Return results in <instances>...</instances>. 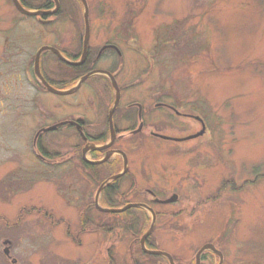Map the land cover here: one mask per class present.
Segmentation results:
<instances>
[{
	"label": "rangeland",
	"instance_id": "rangeland-1",
	"mask_svg": "<svg viewBox=\"0 0 264 264\" xmlns=\"http://www.w3.org/2000/svg\"><path fill=\"white\" fill-rule=\"evenodd\" d=\"M24 1L36 6L46 0ZM62 1V14L54 19V25L46 26L18 12L12 0H0V264H99L107 259V249L113 244L117 249L112 255L117 262L128 264L136 248L130 249L131 239L122 229L80 233L81 248L67 238L66 224L75 233L78 223L67 215L57 216L74 209L61 207V203L71 197L92 201L97 188L87 184L82 189L72 184L73 189H68L73 181L58 178L63 176V169L46 172L34 157L36 130L65 119L70 112H81L75 104L86 94L84 87L69 96H56L32 86V82L36 84L34 57L40 48L62 49L79 44L78 38L70 37L73 31L69 22L81 21L82 13H77L81 3ZM85 1L91 7L99 0ZM99 3L109 12L115 9L118 17H122L124 7H146L144 13L137 14V22H146L144 29L149 32V39L137 45L146 58L136 59L132 66L136 85L131 89V98L144 104L152 91L164 89L173 102L203 107L211 115L210 129L225 136V148L230 150V164L225 166L213 159L206 168L194 163L193 154H178L171 143L139 138L120 143L135 161V197H145V189L156 192L161 199L177 191L181 194L178 205L162 209L166 218L158 221L153 242L176 264H194L196 253L207 243L221 251L223 264H264V177L255 181L256 174L264 175V2ZM105 16L112 26V16ZM175 34L180 35L178 49L171 45V37L177 38ZM182 45L188 50L180 49ZM41 62L54 86L67 88L65 65L46 53ZM89 93L90 102L96 106L97 95ZM84 104L86 107L87 102ZM199 130L196 124L178 121L166 135L181 137ZM69 134L66 129L51 132L42 143L49 152L64 153L79 143ZM180 148L187 150L189 145ZM203 149L212 153L206 145L199 148ZM188 175L190 179L185 178ZM232 184L236 190L228 187ZM32 207L45 208L56 219L70 221L53 224L32 214L24 215L17 226L19 211ZM175 212L180 216L171 218ZM117 223L106 216L98 224L114 227ZM5 241L9 245H4ZM5 249H9L8 255ZM145 258H141L145 264H168L164 259Z\"/></svg>",
	"mask_w": 264,
	"mask_h": 264
},
{
	"label": "flooded vegetation",
	"instance_id": "flooded-vegetation-1",
	"mask_svg": "<svg viewBox=\"0 0 264 264\" xmlns=\"http://www.w3.org/2000/svg\"><path fill=\"white\" fill-rule=\"evenodd\" d=\"M19 1L21 2V0ZM99 1L91 7L88 6V26L84 21L82 4L77 12L78 16L82 13L81 21L69 22L71 26L70 30L73 31L70 33V37L73 40L78 38L79 44L77 46L70 44L62 49L53 47L70 64L79 63L77 66L64 64L67 69L64 77V81L68 86L67 89L77 87L79 82L83 78H86L73 92V94L77 93L83 87L86 90L84 98L78 99L75 104L76 109L80 108L81 112L75 110L74 112H70L63 120L51 122L48 125L45 123L46 125L39 127L35 133V136H38V138L36 148L34 149V157L43 164L44 171L46 172H50L51 169H63V176H58V178L59 180L69 179L73 181L68 183V189H73L72 184L82 189L87 187V184L96 186V183L102 182L101 184H103L105 181L121 174L119 179L113 180L107 185L115 184L113 188L115 189V200L119 205L116 209H121L128 205H141V207L131 208L120 214H102L97 211L94 199L88 201L87 198H64L65 200L63 204L61 203V207L69 209L71 206H74V209L67 210L65 213L58 211L57 216L67 215L70 220L74 219L78 223V230L75 233L71 232V225L67 223L66 234L67 238L71 239V242L80 248L83 245L80 239L82 234L80 233H89L80 225L82 222L95 223L97 227L101 228L102 226L98 224L101 219L111 216L116 222H133V227H135L134 221L143 220L148 223L149 227L152 217L143 208L147 207L155 213L157 226L160 219L166 218L163 210L171 209V207L178 205L177 203L181 196L178 191L176 193L172 192L173 194L168 198L161 199L158 198L156 192L151 189H145V197H135V173L133 170L135 161L127 150L120 147V143L134 138L159 140L176 146L178 154L186 153L183 156L193 154V158H195L194 163L197 166L200 165L208 168L209 165L213 164V159L216 160V163L218 162L225 166L230 164V150L226 149L224 145L226 142L225 136L216 135V131L212 128L213 133L211 132V124L209 126L208 122L211 115L206 109L203 107L195 108L189 102H173L171 99H168V92L164 89L152 91L149 101L144 104L137 103L131 98V89L136 85L134 67L132 70V66H134L136 59L146 58V53H142V50L137 48L139 42L149 39V32H146L144 29L147 28L146 22H137V14L144 13L143 9L146 7H124L126 10L123 12L122 17H118L115 9L111 8L112 10L109 12L105 10L104 6L100 5ZM45 2L49 3V0ZM60 9L61 6L59 5L57 14ZM137 9L140 10L137 11ZM109 14L114 20L112 26L105 21V15ZM56 15L50 20L38 21L42 25L51 26L55 24L54 19H56ZM116 19L119 20L116 21ZM175 35L177 37L175 40L174 37L170 38L172 40L171 45L178 49L180 35ZM5 42H7V39ZM180 49L188 50L186 45H182ZM148 54L149 52L147 53V57ZM51 55L55 61L61 62L56 54L51 53ZM43 66V62L40 61V71L44 81L49 86L54 87V81L46 75V70L43 69ZM32 72L35 75L34 69H32ZM90 81L92 83L88 85ZM113 84L118 89L120 100L116 107L114 103L117 94ZM86 85L87 87L85 88ZM32 86L45 91V88L37 80L36 84L32 82ZM89 91L91 94H95L93 96L96 97L97 95L98 102L96 106L90 102L91 95ZM85 102H87L86 107L84 106L86 105L84 104ZM178 121L196 124L200 127V130L195 133L183 134L181 137L166 135L168 129L176 127ZM61 124L64 125L60 128L58 127L54 132L66 129L70 133L69 136H74L79 143L71 146L64 153L49 152L42 143V140L47 134L53 132L47 131V129ZM160 136L179 141L163 140ZM190 137L195 138L184 140ZM195 142L196 144H194ZM221 143H223L222 146ZM107 145H110V147L96 149V147ZM184 145H189V148L181 150L180 147ZM202 145H206L212 153L208 152L207 149L199 150ZM100 162V165L95 164ZM185 178L190 179V175L185 176ZM58 183L60 184V181ZM228 187L237 189L235 184ZM174 195L177 196L174 203L167 205L160 204L162 201L171 199ZM101 197L102 194L98 201L100 206H102ZM62 209L64 210V208ZM30 210H33L32 214H37L47 221H70L64 217L56 219L54 214L45 208L32 207ZM179 216L178 212L171 214V218ZM156 231L157 229H155L152 236ZM95 233L102 234V228L95 231ZM129 237L131 239L130 249L135 247L136 253L134 254V251L131 252L132 256L128 264H145L141 260V258L146 259V256L141 249L140 240L138 239L137 242L134 239L132 240V237H136L133 231H130ZM145 247L153 251L160 250L153 241H150V238L146 240ZM152 247L154 248L152 249ZM114 249L117 248L113 244L111 248L107 249V259L101 260L99 264H119L116 257L112 255V253L115 254ZM206 254L209 255L206 256ZM210 257L213 259V262H210ZM216 259V255L207 251L201 256V264H217L215 262Z\"/></svg>",
	"mask_w": 264,
	"mask_h": 264
},
{
	"label": "water",
	"instance_id": "water-1",
	"mask_svg": "<svg viewBox=\"0 0 264 264\" xmlns=\"http://www.w3.org/2000/svg\"><path fill=\"white\" fill-rule=\"evenodd\" d=\"M53 1H54V3H55V6H56L55 9H54V11H50V12H49V11H48V12L37 11V12H36V11H28V10L24 9V8L21 6V4L19 3L18 0H13L15 6H16V8H17V10H18L21 14H23L24 16H27V17H39V18H40V17H43V16H44V17H48V16H52V15L56 14V12H57L58 9H59V3H58V0H53ZM81 1H82V4H83V7H84V9H85V12H84V20H85L86 25L88 26V18H87V15H88V8H87V4H86L85 0H81ZM85 42H86V40H85ZM44 52H52V53L56 54V55L58 56V58H59L62 62L66 63V64H68V65H74V66H77V65H79V63H78V64H70L69 62H67V61H66V60H65V59L59 54V52H58L57 50H55L54 48H51V47H43V48H41V49L37 52L36 57H35V61H34L35 73H36L37 77H39V79L41 80V83L46 87V89H47L50 93L55 94V95H59V96L70 95L71 93H73V92H74V91H75V90L81 85V83H82L86 78H83V79L79 82V84L77 85V87H76L75 89L70 90V91H57V90L53 89V88L50 87V86H49L44 80H42V77H41V74H40V70H39L40 57H41V55H42ZM113 86L115 87V91H116L117 94H118V89H117V87L115 86V84H113ZM118 102H119V96L117 95V96H116V101H115V106L118 104ZM57 127H58V126H55V127L49 128V129H47V131L56 130ZM191 138H194V137H191ZM189 139H190V138H189ZM185 140H186V139H185ZM187 140H188V139H187ZM36 141H37V137H36L35 140H34V146L36 145ZM106 148H108V147H103V149H106ZM95 164H101V163H95ZM119 176H120V175H119ZM119 176L114 177V179H117ZM102 187H103V186H102ZM102 187H101V188L99 189V191L97 192V196H96L97 198H98V195L100 194V192H101V190H102ZM175 199H176V196H173L172 199L163 202V204L172 203V202L175 201ZM133 207H137V206H136V205L128 206V207H126L125 209L120 210V211H119V210L114 211V210L102 209V208H99V207H97V209L100 210L101 212H104V213H120V212H123V211H125V210H127V209H129V208H133ZM151 213H152V215H153V223H152V226H151L150 231H149L147 234H145V235L141 238V241H140V243H141V247H142L143 251H144L146 254H148V255H153V256H163V257H165V258L169 261V264H174L173 258H172L170 255H168V254H166V253H162V252L148 251V250H146L145 247H144V243H145L146 239L151 235V233H152V231H153V229H154L155 215L153 214V212H151ZM4 245H9V242H8V241H5ZM206 250H210L211 252H213V253H217V254H218V252L215 250V248H214L213 246H211V245H206V246H204V247L199 251V253L197 254V256H196V258H195L196 264H200V256H201V254H202L204 251H206ZM4 253H5L6 255H8V254H9V249H5V250H4ZM219 264H222V258H221V256H220V263H219Z\"/></svg>",
	"mask_w": 264,
	"mask_h": 264
},
{
	"label": "trees",
	"instance_id": "trees-1",
	"mask_svg": "<svg viewBox=\"0 0 264 264\" xmlns=\"http://www.w3.org/2000/svg\"><path fill=\"white\" fill-rule=\"evenodd\" d=\"M264 2V0H261ZM60 2V6H61V9L59 11V13L56 15L59 16L62 14L63 12V6H64V3L62 0H59ZM21 3L23 5L24 8H26L27 10H35V11H49V10H52L53 9V2L52 0H49V3L48 2H43L39 5H36V6H32L28 3H26L24 0H21ZM43 19H47V18H43ZM47 80V78H46ZM58 89H66L65 86H60L58 85ZM68 87V86H67ZM102 182L98 183L97 186H99ZM115 186V184L113 185H110V186H107L105 189H104V192H103V195H102V203H103V206L104 207H109V208H116L118 207L117 204L113 203V200H114V196H115V189H113ZM27 211V212H26ZM33 210H27V209H22L16 219V222L15 224H17V226H19L21 224V221H22V218L24 217V215H29V214H32ZM3 220V219H1ZM56 223L60 224L61 222L60 221H55ZM55 222H52L53 224H55ZM5 223L8 225V226H11V227H14V225H10L8 221L5 220ZM135 223V227L132 226L133 222H129V221H122V222H118L114 227H109V226H103L102 227V230H110L112 228V230L114 229H117V230H120L121 229L124 231L125 235H128L130 234V231H133L135 234H136V237H139L141 236L144 231L146 230V223L147 222H144L143 220L140 221V220H136L134 221ZM80 225L82 226V228L85 229L86 232L88 231H95V230H100L99 227L96 226L95 223H89V222H82L80 223ZM142 225V226H141ZM141 228V229H140ZM135 240V238H132V240ZM147 258H154V257H147ZM210 262H213V259H209Z\"/></svg>",
	"mask_w": 264,
	"mask_h": 264
}]
</instances>
